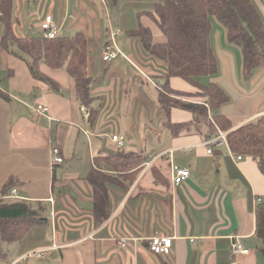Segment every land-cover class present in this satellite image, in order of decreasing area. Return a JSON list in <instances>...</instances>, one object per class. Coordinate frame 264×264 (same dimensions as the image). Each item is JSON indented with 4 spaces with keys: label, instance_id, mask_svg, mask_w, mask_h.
<instances>
[{
    "label": "crops",
    "instance_id": "0c3cea01",
    "mask_svg": "<svg viewBox=\"0 0 264 264\" xmlns=\"http://www.w3.org/2000/svg\"><path fill=\"white\" fill-rule=\"evenodd\" d=\"M90 1L15 0L18 35H27L30 26L39 27L49 14L60 26L59 35L69 19L74 21L70 29L83 33L89 41L88 69L94 83L89 108L77 99L71 77L60 80L42 72L59 84L56 92L26 68L27 83L9 87L13 94L27 91L29 98L21 97L18 103L13 102L18 97L0 88L6 95L0 96L1 199H25L41 205L47 220L34 225L20 242L1 244L4 256L0 263L264 264V243L257 236V212L264 205V174L257 162L245 156L238 160L228 144L208 154L204 145L210 136L207 132L173 137L165 126L168 116L157 103L166 65L155 61L139 40L129 36L141 23L152 30L155 41H163L156 23L143 13L164 0H112V5L101 0L105 15L82 16L79 7L84 10ZM252 1L264 20V0ZM114 27L122 31L116 40L126 57L104 62L102 51ZM2 34L0 23V72L16 78L20 72L11 66V55L28 67L30 60L19 52L4 50ZM211 44L219 71L214 78L201 81L204 85L218 84L230 96L221 114L229 118L233 130L264 117V67L260 64L251 77L244 76L242 49L228 41L226 28L216 18H212ZM125 62L142 77L133 76ZM142 79L150 89L141 87ZM171 86L191 93L178 99L203 104L204 99L195 96L198 89L183 79L172 78ZM40 104L48 106L47 117L37 112ZM83 107L89 110V117L82 112ZM192 120L191 112L171 110L172 123ZM113 135L126 137L122 149L112 142ZM55 148L62 152L64 163L52 164ZM118 151L138 152L146 159L132 183L121 180L124 189L108 184L110 218L98 226L88 177L97 167L96 158ZM152 159L151 167L144 170V163ZM174 165L191 172L180 185L172 181ZM100 169L117 177L105 163ZM13 179L17 180L11 191H16L15 195L3 196L4 186ZM154 236L173 238L170 256L155 255L148 249V239ZM236 237L248 253L234 254ZM122 238L132 239L125 249L119 245ZM37 251H45V257H28Z\"/></svg>",
    "mask_w": 264,
    "mask_h": 264
},
{
    "label": "trees",
    "instance_id": "16d2710c",
    "mask_svg": "<svg viewBox=\"0 0 264 264\" xmlns=\"http://www.w3.org/2000/svg\"><path fill=\"white\" fill-rule=\"evenodd\" d=\"M15 0H0V23L3 26L1 46L10 54L20 50L31 58L28 63L32 76L48 84L58 92L60 86L40 70L41 63L52 69L64 68L74 79L77 99L85 107L92 105L94 80L89 75V41L83 33L73 37L58 35L48 38L45 33L33 37L18 35L15 31ZM143 14L150 17L160 29L163 41H155L150 28L141 23L129 31L131 38L139 40L142 48L151 57L166 65L163 83L158 85V105L166 112V128L173 137L182 134L207 132L209 138L218 130L229 132L228 145L237 156L251 157L264 174V117L233 130L229 118L220 109L230 103L231 98L216 83L204 85L202 78L218 74V60L211 44L212 18H216L227 30L228 41L242 49L244 76L249 78L264 58V20L252 0H164ZM18 49V50H17ZM172 78H180L198 89L195 96L204 99L203 104L188 103L178 99L191 93L175 90ZM0 96L6 95L0 91ZM178 97V98H176ZM173 108L193 114L188 123L170 121ZM93 114H91V118ZM146 157L138 152L118 151L95 159L94 169L88 181L94 194V220L100 226L110 218L108 184L123 189L122 181L132 183L141 171ZM105 163L113 168L117 177L103 172ZM156 178L160 174L156 172ZM17 180H10L3 188L7 196L15 188ZM127 190V188H126ZM45 207L25 199H0V259L4 256L1 244L20 242L30 229L45 223ZM257 236L264 243V205L257 212ZM264 254V248L262 250Z\"/></svg>",
    "mask_w": 264,
    "mask_h": 264
},
{
    "label": "built area",
    "instance_id": "2783aa9c",
    "mask_svg": "<svg viewBox=\"0 0 264 264\" xmlns=\"http://www.w3.org/2000/svg\"><path fill=\"white\" fill-rule=\"evenodd\" d=\"M41 30L45 33L48 38H56L60 32V26L55 22L54 17L52 15L45 16V19L41 22ZM120 34V31L117 29H110L109 33V41L103 48V61L104 62H113L119 57H126L125 54L121 51V49L117 46L116 37ZM261 65L264 67V58L261 60ZM37 112L40 115L48 116L49 108L46 105L40 104L36 108ZM82 112L86 117H89V110L85 107L82 108ZM229 132H224L218 130L215 135L211 136L204 145L208 148L207 153L212 155L216 148L224 146L228 144V136ZM112 142L115 143L118 148H123L126 143V137L124 135H113L111 138ZM238 160L242 159V156H237ZM52 164H62L65 159L60 151V149L55 148L52 150ZM154 159L151 161L145 162L143 165L144 170H148L153 164ZM190 169L182 168L180 166L174 165L172 167V181L175 185H180L184 183L190 177ZM16 191L11 192L8 198H12ZM2 197L0 196V199ZM6 198V197H5ZM130 238H122L119 241V245L122 249L127 248L128 242L131 241ZM136 241V239H133ZM173 248V238L172 237H159L154 236L148 239V249L155 255L159 256H170L172 254ZM234 254H245L248 253L243 245L241 244L238 237L234 238V242L232 244ZM44 251H37L34 253H30L28 257L37 256V257H45Z\"/></svg>",
    "mask_w": 264,
    "mask_h": 264
},
{
    "label": "rangeland",
    "instance_id": "374dc122",
    "mask_svg": "<svg viewBox=\"0 0 264 264\" xmlns=\"http://www.w3.org/2000/svg\"><path fill=\"white\" fill-rule=\"evenodd\" d=\"M101 2H102L101 0H91L89 3H87V8H85L84 10L80 6L79 10H80L81 15L82 16L88 15V16L95 17V16H99V12H100V15H102V16L105 15L106 13L103 11V9L105 10V8H104L105 4L103 5V3H101ZM129 2H130V0H129ZM104 3H105V1H104ZM108 4L112 5V0H108ZM126 11H127L126 12L127 15H129L130 8H128ZM134 12L136 13V11H134ZM70 20L71 19H69L67 21L66 27L63 29V31L61 33L62 36L73 37V36L76 35V30L70 29L71 26L74 23L73 20H71V22L69 23ZM40 25H39V27H37L35 29L30 26V28L28 29L26 34L30 35V36H33V37H37V36H40V35L44 34L43 31L41 30V26ZM102 25L105 26V23L103 22ZM114 28H116V27H114ZM116 29L119 30L120 33L122 34V31L119 28H116ZM116 43H117V40H116ZM16 52H19L20 54H22L24 56V58H26V60H30V62H31V58L29 56H27L26 54L22 53L20 50H18ZM97 53H99L98 50H97L96 54ZM102 55H103V51H102ZM11 58H12L11 66L13 68L16 67L17 72H20V73H19V75H17L16 78H13L12 76H9L8 72H4V73L0 72V88H1V90L3 89V90H6V91H9V93L13 97H18L17 99L15 98L13 100V102L18 103L20 101L19 99H22L23 97L29 98V95L26 94L27 91L24 90V91L20 92V94H19V92H17V94H13L11 92L13 90H10L9 87L15 88V87H19V85H25L27 83V80H26L25 76L28 73L27 70L30 71V69L27 66L26 62L18 60V58L16 56L11 55ZM124 65H125L126 68L130 69V72H132L133 76L134 75H136V76L138 75L139 77H142L138 72H136V70L134 69V67L131 64H129L128 62L127 63L125 62ZM26 68H27V70H26ZM40 69H41V72L46 73L48 75H51L55 79H60V80L61 79H66V80L70 79V76L64 70V68L52 69L49 66H47L45 63H41ZM142 80H143L144 84L141 87H143V89H145V90L150 89L151 86L145 81V79H142ZM152 89H153V94L156 93V89H154L153 87H152ZM176 98H178V97H176Z\"/></svg>",
    "mask_w": 264,
    "mask_h": 264
}]
</instances>
